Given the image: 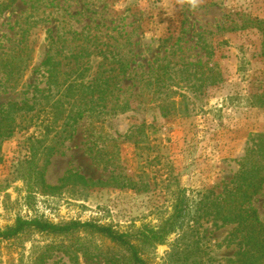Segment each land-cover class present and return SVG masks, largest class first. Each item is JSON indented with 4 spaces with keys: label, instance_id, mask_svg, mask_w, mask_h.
I'll list each match as a JSON object with an SVG mask.
<instances>
[{
    "label": "rangeland",
    "instance_id": "1",
    "mask_svg": "<svg viewBox=\"0 0 264 264\" xmlns=\"http://www.w3.org/2000/svg\"><path fill=\"white\" fill-rule=\"evenodd\" d=\"M61 26L64 30L90 26V34L117 40V52L132 68L123 80L129 92L138 91L137 83L146 74L141 79L138 76L148 70L158 69L163 79L168 73L163 74L162 69L169 71L174 62L204 63L202 39L218 48L214 60L224 81L214 87H198L200 80L193 76L189 87L180 83L161 88L160 98L178 93L187 96L188 112L179 120L159 116L149 105L152 94L145 93V103L138 110L117 114L97 128L119 137L115 172L132 176L136 188L115 183L84 186L71 180L56 190L41 192L36 171L43 157L32 164L23 162L30 158L29 139L39 137L40 130L34 125L36 118L31 123L24 121L0 142V229L20 216L56 224L96 222L134 233L159 226L171 214L172 200L181 192L188 204L185 217L179 220L183 224L163 244L140 246V256L150 264H223L233 257L237 250L231 236L233 224L214 226L205 220L193 227L188 224H192L200 194L210 188L219 192L238 170L237 161L249 135L264 134V107L258 104L264 91L260 46L264 0H198L195 8L188 0H15L0 14V108L29 95L26 87L39 80L37 71L46 56L47 30L55 32ZM234 26L236 30H226ZM176 41L178 47L173 46ZM12 48L24 49L23 71L14 89L9 82L16 73L11 72L12 64L4 65L9 58L5 52ZM181 68L173 66L170 71L177 80ZM142 122L145 137L134 132L132 138H143V142L135 145L123 139L132 126ZM91 127L89 120L79 121L73 137L49 158L42 168L47 184H60L68 170L108 179L113 166L93 160L87 151L92 145ZM251 206L264 227V183ZM0 264L131 263L121 245L99 233L77 229L67 234L26 230L0 240Z\"/></svg>",
    "mask_w": 264,
    "mask_h": 264
},
{
    "label": "trees",
    "instance_id": "2",
    "mask_svg": "<svg viewBox=\"0 0 264 264\" xmlns=\"http://www.w3.org/2000/svg\"><path fill=\"white\" fill-rule=\"evenodd\" d=\"M14 2L15 0H0V14ZM89 29L90 26H84L81 30H64V26H61L57 27L55 32L48 29L46 56L37 71L39 80L27 85L28 96L21 100L9 101L0 108V142L9 137L17 127H21L24 121L31 123V119L36 118L34 125L40 130V136L29 139L30 158L23 162L32 164L43 157L41 167L36 171L40 176L38 182L41 192L56 190L71 180L84 186L115 183L117 187L136 188L138 183L132 176L115 172L118 165L119 137L101 132L97 128L117 114L138 110L145 103V93L152 94L149 105L155 111L158 110L159 116L171 121L179 120L187 115V96L178 93L176 97L160 98L161 88L171 89L180 83L189 87L193 76L200 80L198 87H214L224 81L222 69L214 60L218 48L214 42L202 39L200 46L207 57L204 63L174 62L173 66L182 67V76L178 80L175 72L170 73L173 66L169 71L162 69L163 74L168 73L163 79L158 76V69L148 70L138 76L141 79L146 74L143 82L137 83L138 91L129 92V88L123 85V80L132 68L117 52V40L92 35ZM236 29L237 26H234L226 30ZM173 46L178 47L177 41ZM260 46L264 56V37ZM23 52V48H12L5 52L9 58L4 60V65L9 67V64H12L11 72L16 73L10 80L12 82H9L11 89L19 83L23 71ZM190 66L194 71L189 69ZM153 78L157 82L152 86ZM150 88L153 90L146 92ZM172 93L174 95L175 92ZM258 99V104L264 107V91ZM84 119L92 123L88 132L92 145L87 147V151L93 160L112 165L113 172L107 180L102 181L68 170L59 179L60 184H47L42 168L49 158L59 151L60 145L73 137L76 124ZM145 127L144 122L132 126L123 139L139 145L143 138L134 139L132 135L136 132L135 135L145 137ZM249 136V143H246L244 153L237 161L238 170L228 182L222 184L219 192L210 188L200 194L191 215L192 224H188L193 227L200 220H205L214 226L234 225L231 236L236 241L237 250L233 257L226 258L223 264H264V227L257 210L251 206L252 198L259 193L264 183V134L255 133ZM39 146H42L41 151ZM187 207L186 198L180 192L172 200L171 214L159 226L143 227L134 233L118 232L109 225L96 222L72 220L56 224L36 217L18 216L12 225L0 229V240L17 237L26 230L67 234L77 229H87L124 247L131 264H150L140 256V246L163 244L166 237L172 234L178 225L180 227L183 224L182 221L179 224V220L185 217Z\"/></svg>",
    "mask_w": 264,
    "mask_h": 264
},
{
    "label": "clouds",
    "instance_id": "3",
    "mask_svg": "<svg viewBox=\"0 0 264 264\" xmlns=\"http://www.w3.org/2000/svg\"><path fill=\"white\" fill-rule=\"evenodd\" d=\"M188 2L193 8H195L197 6L198 0H188Z\"/></svg>",
    "mask_w": 264,
    "mask_h": 264
}]
</instances>
